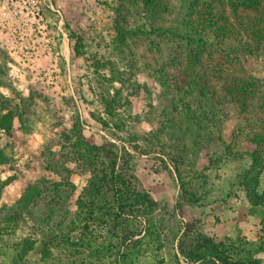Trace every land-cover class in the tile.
<instances>
[{
	"label": "rangeland",
	"instance_id": "obj_1",
	"mask_svg": "<svg viewBox=\"0 0 264 264\" xmlns=\"http://www.w3.org/2000/svg\"><path fill=\"white\" fill-rule=\"evenodd\" d=\"M234 3L47 0V29L23 49L0 28V264L25 240L22 264H176L186 222L264 264V1ZM185 30L206 40L191 64ZM82 137L133 154L126 221L89 215L109 211L108 192L79 209L90 163L98 178L106 166Z\"/></svg>",
	"mask_w": 264,
	"mask_h": 264
},
{
	"label": "trees",
	"instance_id": "obj_2",
	"mask_svg": "<svg viewBox=\"0 0 264 264\" xmlns=\"http://www.w3.org/2000/svg\"><path fill=\"white\" fill-rule=\"evenodd\" d=\"M234 5H240L244 8H254L257 9L264 0H233ZM257 25H261V21H255ZM251 27V25L249 26ZM256 26H254L255 28ZM257 28V27H256ZM250 29V28H249ZM256 32L257 31H253ZM184 39L186 40L187 46V60L188 63L191 64L193 60H196L197 54L201 52L202 44L206 43L205 36L198 35L194 30H185ZM257 36V35H256ZM255 37V36H254ZM245 48V47H242ZM236 50V49H235ZM249 54H252L253 51L251 49L246 48ZM77 53V50H75ZM232 55L236 58L237 53L235 51H231ZM191 79L199 78L197 75H190ZM194 82V83H195ZM243 82L242 87L245 89L246 86ZM233 89L229 86H226V91L228 94L231 93ZM237 89L233 90V101H236V93ZM235 96V97H234ZM189 110V108H188ZM10 127V126H9ZM10 130V129H9ZM82 143L87 151L94 156H99L104 161H106V166L102 167L98 173L100 174V178L96 175V170L94 171V166L90 163L91 166V180L88 181V187H85L83 194L80 196L78 200V206L81 210L85 207L82 206V199L86 196L87 193L101 194V192L109 193L110 201L106 208H108V212L105 213L102 211L100 207H89L87 208L89 215L95 211L98 213L107 216L109 221L114 225L121 223L122 221H126V216H130L132 214V204L134 201L129 200L127 197L126 191H128L129 186L131 185V180L134 177L129 174V162L133 159V154L128 148L119 147L112 141L105 140L100 144L95 143L91 138L82 137ZM131 149L134 151L141 150V147L134 144L131 146ZM151 147L147 146V149H142V152L147 153L151 152ZM164 168L167 169L165 163H163ZM92 179H97L99 182H95ZM6 183V182H5ZM4 183V184H5ZM34 192L30 189V185L24 188L21 198L16 202L15 207L12 209L11 216L5 218V222H16L18 218V213H20V209L26 208L29 204H31L34 200ZM147 196L137 195L135 201L144 202ZM149 200V199H148ZM150 204L153 202L149 201ZM94 204V203H90ZM175 209L178 210L179 213H182V204L176 203ZM133 237V234L130 235ZM127 237H123L122 242L126 241ZM177 245L176 250L177 254L174 255L176 264L180 263V257L185 259V264H261L259 258L249 257H241L238 253L234 252L233 248L227 243V240L221 237H211L206 236L202 233L194 231V225L191 222L184 223V227L180 230L179 236L176 238ZM19 241L16 249V254L14 255V264H22L23 256L30 249L28 244H33L32 242ZM46 245V243H45ZM126 251V250H125ZM127 253V251L125 252ZM122 253V258L126 257V254Z\"/></svg>",
	"mask_w": 264,
	"mask_h": 264
},
{
	"label": "built area",
	"instance_id": "obj_3",
	"mask_svg": "<svg viewBox=\"0 0 264 264\" xmlns=\"http://www.w3.org/2000/svg\"><path fill=\"white\" fill-rule=\"evenodd\" d=\"M46 1L0 0V28L5 29L11 43L21 41L19 48H27L29 41L46 31ZM24 39L28 42L24 43Z\"/></svg>",
	"mask_w": 264,
	"mask_h": 264
}]
</instances>
